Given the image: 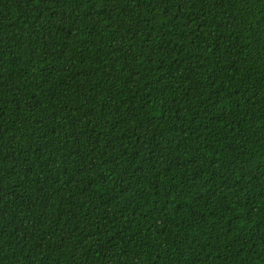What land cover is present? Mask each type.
Returning <instances> with one entry per match:
<instances>
[{
    "label": "trees",
    "instance_id": "16d2710c",
    "mask_svg": "<svg viewBox=\"0 0 264 264\" xmlns=\"http://www.w3.org/2000/svg\"><path fill=\"white\" fill-rule=\"evenodd\" d=\"M0 264H264V0H0Z\"/></svg>",
    "mask_w": 264,
    "mask_h": 264
}]
</instances>
